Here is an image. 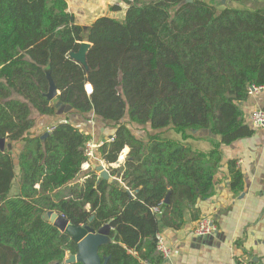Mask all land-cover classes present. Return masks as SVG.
Returning <instances> with one entry per match:
<instances>
[{
  "label": "trees",
  "instance_id": "1",
  "mask_svg": "<svg viewBox=\"0 0 264 264\" xmlns=\"http://www.w3.org/2000/svg\"><path fill=\"white\" fill-rule=\"evenodd\" d=\"M242 1L123 0L122 21L101 17L84 30L65 0H0V138L12 145L0 151V264H63L66 252L77 254L50 212L95 231L111 221L109 242L98 248L106 264L162 262L160 229L177 226L185 207L208 196L222 146L253 133L240 104L250 87H264V9L229 5ZM82 42L90 44L88 71L69 57ZM46 71L63 105L110 123L101 160L114 164L128 148L123 165L109 171L118 181L88 169L83 184L63 191L88 162L91 135L68 122L43 139L30 135L33 112L57 111L44 97ZM131 125L152 132L141 140ZM198 130L219 138L208 152L184 143ZM228 167L239 189L242 175L234 162ZM14 180L18 193L10 196Z\"/></svg>",
  "mask_w": 264,
  "mask_h": 264
},
{
  "label": "crops",
  "instance_id": "2",
  "mask_svg": "<svg viewBox=\"0 0 264 264\" xmlns=\"http://www.w3.org/2000/svg\"><path fill=\"white\" fill-rule=\"evenodd\" d=\"M218 1L223 4L222 0ZM243 2L255 3L252 9H264L263 0ZM232 3L229 5L232 6ZM64 7L84 30L101 17L122 21L126 10L123 0H65ZM256 108L264 109V87L240 104L243 120L253 133L228 146H222L221 164L214 174L208 196L198 200L194 206L185 207L183 219L177 226H163L160 229L159 234L170 250L168 258L160 264H264V128L256 130L250 124L251 112ZM32 115L34 125L30 130L31 136L48 133L47 129H53L54 125L63 122L90 134L91 142L96 144L106 142L113 135L110 123L92 114L68 112L55 113L53 116ZM73 116L74 121H70L69 118ZM98 122L102 123L101 127H98ZM212 141H219V138L209 130H198L192 132V137L184 143L192 150L208 152L212 149ZM125 148L120 152L118 160L122 152L124 157L128 153V148ZM97 150L95 164H104ZM230 162L235 163L234 169L242 175V186L239 189L231 187ZM88 166H82L81 173L68 184L64 192L74 185L84 183L88 178ZM114 166L116 164L106 165L108 170L116 169ZM168 200L167 195L164 202ZM201 218L213 219L217 232L210 236H196L195 226Z\"/></svg>",
  "mask_w": 264,
  "mask_h": 264
},
{
  "label": "water",
  "instance_id": "3",
  "mask_svg": "<svg viewBox=\"0 0 264 264\" xmlns=\"http://www.w3.org/2000/svg\"><path fill=\"white\" fill-rule=\"evenodd\" d=\"M191 1L192 0H187V2ZM222 3L224 4L225 0H222ZM89 47V43H81L79 50L76 53L69 54V57L76 63L80 64L86 71H88L86 53ZM46 79L48 83V90L44 97L57 109L56 114L72 112L71 106L63 105L58 100L59 92L57 91L56 85L52 80L49 71H46ZM47 134L48 133H44L41 136V139L47 136ZM5 149L10 151L12 149V145L7 143L4 138H0V151H4ZM114 164L120 166L121 162L117 159ZM90 168L97 172L101 179L107 180L110 183H114L119 180V173L112 177L105 163L99 165L94 163L90 165ZM127 193L130 197L132 196L129 191H127ZM92 219L93 217H90L89 222L92 221ZM48 221L62 234H66L77 245V254H69V257L63 261L64 264H75L78 262L82 264H106V260L101 261L99 257L98 248L101 245L109 242L111 221L101 226L97 231L91 229L88 223L80 226L72 225L70 222L55 212L49 213Z\"/></svg>",
  "mask_w": 264,
  "mask_h": 264
},
{
  "label": "built area",
  "instance_id": "4",
  "mask_svg": "<svg viewBox=\"0 0 264 264\" xmlns=\"http://www.w3.org/2000/svg\"><path fill=\"white\" fill-rule=\"evenodd\" d=\"M263 89V87H250L248 89V96L253 95ZM86 95H90L92 93V88L90 85L85 86ZM250 124L254 129H263L264 128V109L256 108L251 112L250 115ZM53 129H47V132L50 133ZM113 135L107 141H112ZM102 144V143H101ZM101 144H96L89 141L85 146V156L88 159V162L97 161L96 160V150L98 149ZM154 213H158L159 209L154 208ZM217 232L216 224L214 223L213 219L211 218H201L197 222L194 230V234L198 237L202 236H210ZM156 252L159 254L162 260L168 258L170 254V250L165 246L163 238L160 234L156 235ZM69 257V253H65L64 260Z\"/></svg>",
  "mask_w": 264,
  "mask_h": 264
},
{
  "label": "rangeland",
  "instance_id": "5",
  "mask_svg": "<svg viewBox=\"0 0 264 264\" xmlns=\"http://www.w3.org/2000/svg\"><path fill=\"white\" fill-rule=\"evenodd\" d=\"M147 1V0H146ZM255 4V3H253ZM253 4H250L248 2H233L232 3V7L234 8H239V9H249V10H254L252 9L253 7H251ZM250 6V7H248ZM256 9V8H255ZM34 114V112H33ZM34 117V115H32ZM70 121H74V116L73 117H70L69 118ZM98 127H101L102 126V123L98 122ZM131 128L133 129V131L136 133V135L140 138V139H146L147 137V134L148 133H151L152 131L147 127L145 126L144 128L143 127H140V126H137V125H131ZM161 135L162 138H167V139H172V140H180V136L178 134H176L175 132H173L172 130H160L158 131ZM191 146H193L191 143ZM19 144H15V147L18 146ZM14 153L16 154V151L14 150ZM127 156V154H126ZM126 156L120 161L121 164L124 163V161L126 160ZM15 161H16V158H15ZM93 162V163H92ZM92 162H87L86 164H88V169H91L90 168V165L91 164H94L96 161H92ZM105 163V162H104ZM106 164V163H105ZM17 165V164H16ZM107 165V164H106ZM122 165L120 166H114L115 168L117 167H121ZM16 170H17V166H16ZM18 171V170H17ZM111 171V170H109ZM113 177V176H112ZM18 193V185H17V180H14L13 182V185H12V188H11V191H10V194L9 195H14V194H17ZM48 214L45 215L46 218H48Z\"/></svg>",
  "mask_w": 264,
  "mask_h": 264
},
{
  "label": "bare ground",
  "instance_id": "6",
  "mask_svg": "<svg viewBox=\"0 0 264 264\" xmlns=\"http://www.w3.org/2000/svg\"><path fill=\"white\" fill-rule=\"evenodd\" d=\"M124 158V152L121 153L119 161H121Z\"/></svg>",
  "mask_w": 264,
  "mask_h": 264
}]
</instances>
